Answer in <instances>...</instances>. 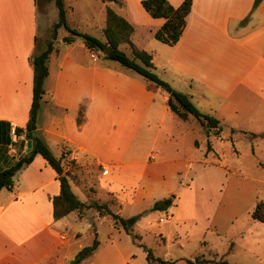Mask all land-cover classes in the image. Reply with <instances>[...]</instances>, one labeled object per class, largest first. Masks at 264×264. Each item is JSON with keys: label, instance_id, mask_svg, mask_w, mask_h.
<instances>
[{"label": "crops", "instance_id": "crops-1", "mask_svg": "<svg viewBox=\"0 0 264 264\" xmlns=\"http://www.w3.org/2000/svg\"><path fill=\"white\" fill-rule=\"evenodd\" d=\"M47 1L53 7L56 22L54 2ZM132 1L137 6L132 5L131 11L127 8L129 17L124 16L134 28L131 41L144 49L138 41L153 36L164 19L151 17L141 7L140 0ZM168 1L177 6L182 0ZM64 2L69 25L67 12H72L73 6L69 0ZM253 3L254 0H192L179 40L173 45L152 42L150 49H146L152 54L154 71L158 69V75L164 79L170 78L167 80L172 87L173 84L184 86L182 91L188 94L190 100L194 95L198 100L205 99L200 104L206 106L210 110L209 115L220 123L240 110L246 111L244 100L264 105V0L258 1L254 7ZM112 4L114 2L102 1L104 12L105 7ZM103 27H99L101 34ZM60 28L47 62L48 75L43 84L44 94L36 130L53 155L59 157L62 154V165L68 158L84 164L78 155L84 153L91 155V163L97 166H112L108 176L97 177L100 180L105 178L101 187L115 196L120 203L119 209L125 205L131 208L128 216L147 210L155 200L172 191L171 188H161L158 195H152L150 183L162 182L166 170H181L182 160L158 161V155L150 153L152 147H149L148 154L140 152L138 147V151L130 155L132 160L124 161L117 151V144L106 146V156H103L102 135L109 128L112 129V136L130 140L137 136L145 119L149 126L150 117L161 128L163 120L173 113L166 105L167 94L161 89L148 90L145 79L142 78L144 82L139 80L134 72L121 68L116 71L109 67L105 69L93 51L82 55L75 47L86 49L84 42L79 43L77 36H73L71 42L62 41V37L68 33L59 34ZM38 37L37 0H0V121L8 122L10 127H24L28 118L32 95L30 63L33 54L37 53ZM146 40L149 42L150 38ZM238 49L243 50L241 69L231 81L230 76L219 69L222 70L224 66L223 71H228L230 56L233 57ZM84 75H89V81L87 77L83 79ZM157 94L162 99L161 108L156 104ZM104 95L118 98L117 106H106L110 103ZM213 98L215 103L211 101ZM81 105L84 106L83 116L81 123L77 124L75 118ZM68 109L71 111L68 112ZM173 114L184 124L175 122L169 116L171 122L164 134L176 142L197 120L192 115L183 120ZM154 130L157 132L156 128ZM8 135L11 143L4 144L2 140ZM142 135L149 136L145 132ZM23 138V134L16 136L10 132L8 134L6 130L3 133L0 131V170L13 163L21 153L27 152L26 140L21 147ZM196 142L193 144L199 146ZM186 164L189 166L190 161ZM106 169L108 173L109 169ZM69 183L73 192L77 193L71 179ZM58 193L56 173L39 154L15 173L10 189L0 190V264H69L84 246L79 241L72 245V239L76 242L81 235L72 229V221L85 217L91 227V220L103 216L86 210L82 214L70 211L54 217L52 198ZM173 205L168 208L169 212ZM151 212H147V215ZM118 213L120 215V210ZM171 217L168 215L167 219ZM112 227L123 230L113 220ZM99 246L100 242L95 253L87 257L83 264L94 254L96 256ZM152 256L167 262L152 260L151 264L201 263L183 256L172 258L167 254L161 257L153 253ZM207 257L199 260H207L202 264H213L209 260L216 261L218 253L213 252L212 256L208 254Z\"/></svg>", "mask_w": 264, "mask_h": 264}, {"label": "rangeland", "instance_id": "rangeland-1", "mask_svg": "<svg viewBox=\"0 0 264 264\" xmlns=\"http://www.w3.org/2000/svg\"><path fill=\"white\" fill-rule=\"evenodd\" d=\"M119 1L121 3L112 4V9L123 17L124 15L129 17L127 8L131 11V6H137V4L132 0ZM69 3L73 6V11L67 12L69 25L103 39L99 30V27L105 24L102 1L69 0ZM55 18L51 3L47 0H37L39 36L37 52L44 49L46 43L52 38ZM61 33H66L63 27L59 29V34ZM149 38L148 42L146 39ZM78 40L79 43L83 41L81 38ZM152 42L160 41L153 36H146L143 41H138L141 47H145L144 50L150 49ZM75 49L82 55L85 52L88 55L87 47L85 49L77 46ZM121 49L130 54L127 45H122ZM90 51L97 53L98 61L105 69L109 67L112 71L119 68L129 70L116 61L105 58L101 51ZM242 53L243 50L238 49L233 57L230 56L228 71H223L224 66L222 70L219 69L220 72L230 76L231 81L241 69ZM154 72L158 73L160 70L157 69ZM136 76L144 82L143 77ZM158 76L169 83L167 79L170 80V78L164 79ZM85 77L89 81V75H84V80ZM173 87L185 93L182 91L185 89L184 86L173 84ZM104 96L110 103L106 106L114 108L117 106L118 98ZM197 98L194 95L191 101L195 102V106L200 111L209 114L210 110L200 104L205 99ZM211 101L216 102L214 98ZM244 101L247 110L244 112L240 110L230 118L225 117L224 122H221L222 129L219 133L200 126L194 120L192 128L174 142V138L164 134L165 128L171 122L169 116H172L179 124L184 122L173 113L163 120L161 128L151 117L150 124L147 126L145 119L141 123L137 136L130 140L112 136V129L109 130V128L103 133L101 141L103 156H106V146L114 144H117V151L119 150L124 161L132 160L130 155L135 154L138 147L140 152L147 154L149 147H152L153 150L150 153L158 155L156 160L172 162L180 159L183 164L181 162V170H166L162 182L159 180L150 183L152 195H158L161 188H171L170 194L174 195L173 201H175L174 205L172 204V210L169 212L167 208L163 212L152 211L148 215L146 213V216H141L133 225L131 235L113 228L112 220L108 216L95 221L91 220V227L85 217L72 221V229L81 233L76 242L72 239L73 246L78 241L84 246L89 245L95 237L100 242L96 256L94 254L85 264H146L144 247L149 248L154 256L163 257L169 254L172 258L183 256L193 260L208 258V254L212 256L213 252H217L218 259L209 260L213 264H219L218 261H224L225 264L264 263V223L251 218L256 202L264 199V105ZM156 104L161 108L162 99L159 94L156 95ZM70 111L68 109V112ZM231 127L234 129L231 130ZM173 128L174 125L171 126L170 131ZM175 129L178 128L175 127ZM143 132L149 136L142 135ZM195 140L199 146L193 144ZM207 145L210 146L208 150ZM78 155L81 156L79 159L83 160L84 164L69 158L65 159L63 164V169L67 171L77 192H73L77 198L86 203L91 200L99 203L110 202L112 211L118 213L120 210L121 216H128L131 208L125 205L119 209L120 203L115 196L101 187L105 178L100 180L97 177V175L108 176L113 167H105L109 169V172L104 174V167L91 163L93 159L91 155L84 153ZM187 161H190L189 166L186 164ZM178 171H181V174H178ZM86 210L96 212L93 208L83 211ZM83 211L78 214H82ZM168 215L172 217L167 219ZM161 218L164 220L161 221ZM95 227L96 232L93 231ZM132 234L136 237L133 238ZM112 238L114 242L110 241Z\"/></svg>", "mask_w": 264, "mask_h": 264}, {"label": "trees", "instance_id": "trees-1", "mask_svg": "<svg viewBox=\"0 0 264 264\" xmlns=\"http://www.w3.org/2000/svg\"><path fill=\"white\" fill-rule=\"evenodd\" d=\"M103 2L111 1L114 3H121L119 0H101ZM259 0H255L253 7ZM57 9V21L53 23V36L46 43V46L41 51L33 54L31 60L32 69V95L31 104L28 112V118L24 127L15 126L13 128L14 134L19 136L24 135L21 141L23 148L25 140H31V148L27 152L21 153L16 160L7 167L0 170V190L3 188L10 189L13 184L15 173L23 166L31 162L36 154H40L48 163V165L55 171L59 183V193L52 198L53 215L59 217L70 211L81 212L84 209L93 208L96 210L95 214L99 216H109L115 225L121 227L126 233H132L133 225L149 211H165L173 203L174 195L169 194L161 199L155 200L149 209L142 210L139 213L123 217L119 213L111 210L109 203H99L96 200H91L88 203L77 198L75 193L71 190L69 177L62 165V154L55 157L48 145L45 143L40 134L36 130L37 117L40 110L41 100L44 94L43 82L48 75V58L53 50V40L56 38L57 29L63 27L68 34L62 37V41L71 42L73 36H77L84 41V44L89 50H97L103 53L105 58L114 60L122 67L131 70L145 79L146 88L151 91L161 89L167 94L166 105L167 108L175 113L179 118L185 120L188 115H192L201 126L207 129H213L215 133L221 131L220 121L212 115L201 112L194 103L190 100L188 94L178 91L172 87L167 81L161 79L154 71L152 61V54L144 49L138 48L131 41V34L134 30L133 25L123 16L116 13L111 7H105V25L102 29L103 39L98 38L86 32L79 31L70 27L66 20V8L64 0H53ZM192 0H182L177 6H173L168 0H140L142 8L151 17H161L164 19L163 23L153 32V37L165 44H175L185 26L186 16L190 11ZM246 19V18H244ZM110 46L109 53H104L107 46ZM122 45H127L130 54H127L121 49ZM264 55V52H263ZM84 106L81 105L78 109L76 117L77 124L81 123ZM0 131L5 130L10 132V124L6 121H0ZM251 135H256L251 133ZM4 144L11 143V138L8 135L4 140ZM210 148L207 145V150ZM73 160V159H72ZM253 220L264 223V199L256 202L254 209L251 212ZM96 228L93 230L94 232ZM96 234V233H95ZM132 237H136L132 234ZM99 244L95 237L91 244L81 247L69 264H82L83 261L89 257ZM147 264H151L152 260L159 263H166L162 258H154L151 250L145 248ZM198 262H207V260H198ZM219 264H225L224 261H218ZM264 264V263H263Z\"/></svg>", "mask_w": 264, "mask_h": 264}, {"label": "water", "instance_id": "water-1", "mask_svg": "<svg viewBox=\"0 0 264 264\" xmlns=\"http://www.w3.org/2000/svg\"><path fill=\"white\" fill-rule=\"evenodd\" d=\"M110 50H111V48H110V46L108 45L107 47H106V49L104 50V53H109L110 52ZM33 58V57H32ZM31 58V59H32ZM30 148H31V140H26V151H29L30 150Z\"/></svg>", "mask_w": 264, "mask_h": 264}, {"label": "built area", "instance_id": "built-area-1", "mask_svg": "<svg viewBox=\"0 0 264 264\" xmlns=\"http://www.w3.org/2000/svg\"><path fill=\"white\" fill-rule=\"evenodd\" d=\"M92 55H93V54H92ZM13 128H14V127H10V133H11V135H14ZM103 173H104V174L107 173V169H106V168H103Z\"/></svg>", "mask_w": 264, "mask_h": 264}]
</instances>
